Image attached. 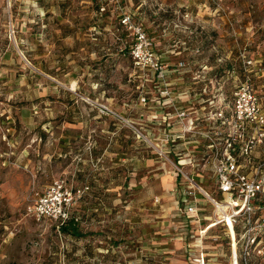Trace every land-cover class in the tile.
Returning <instances> with one entry per match:
<instances>
[{"label": "rangeland", "instance_id": "rangeland-1", "mask_svg": "<svg viewBox=\"0 0 264 264\" xmlns=\"http://www.w3.org/2000/svg\"><path fill=\"white\" fill-rule=\"evenodd\" d=\"M247 78L264 109V0H0V264H230L173 171ZM54 182L75 234L29 210Z\"/></svg>", "mask_w": 264, "mask_h": 264}, {"label": "built area", "instance_id": "built-area-1", "mask_svg": "<svg viewBox=\"0 0 264 264\" xmlns=\"http://www.w3.org/2000/svg\"><path fill=\"white\" fill-rule=\"evenodd\" d=\"M222 113L215 118L222 125L229 124L227 131L197 133L207 142L198 151L199 157L188 153L187 162L174 163L176 209L189 225L206 222L193 234L196 245L208 229L219 227L230 241V264H264V109L248 78L235 92L229 114ZM184 166L190 171H184ZM206 172L213 186L210 193L202 184ZM71 193L54 182L36 196L29 210L37 220L62 224L69 216L66 207ZM199 196L212 206L209 216L200 218L205 210ZM194 262L205 264L203 253Z\"/></svg>", "mask_w": 264, "mask_h": 264}, {"label": "trees", "instance_id": "trees-1", "mask_svg": "<svg viewBox=\"0 0 264 264\" xmlns=\"http://www.w3.org/2000/svg\"><path fill=\"white\" fill-rule=\"evenodd\" d=\"M68 219L66 221H64L62 224H58L59 226V231L62 233H71V234H75L76 231V226H75V222H74V216L69 212L68 213Z\"/></svg>", "mask_w": 264, "mask_h": 264}]
</instances>
